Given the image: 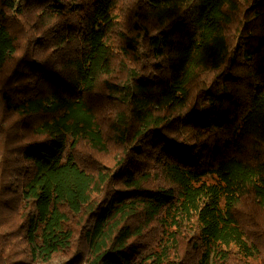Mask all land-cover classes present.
I'll use <instances>...</instances> for the list:
<instances>
[{
	"label": "trees",
	"instance_id": "16d2710c",
	"mask_svg": "<svg viewBox=\"0 0 264 264\" xmlns=\"http://www.w3.org/2000/svg\"><path fill=\"white\" fill-rule=\"evenodd\" d=\"M0 106V264H264V0H0Z\"/></svg>",
	"mask_w": 264,
	"mask_h": 264
},
{
	"label": "rangeland",
	"instance_id": "374dc122",
	"mask_svg": "<svg viewBox=\"0 0 264 264\" xmlns=\"http://www.w3.org/2000/svg\"><path fill=\"white\" fill-rule=\"evenodd\" d=\"M21 43H20V47H19V54H22L23 53V46H24V38L23 36L21 37ZM9 67H12V65H10ZM8 68V67H7ZM15 71H19V72H22L27 78H29V76L27 74H25L22 69H20L19 67L15 69ZM36 80V79H35ZM35 80H31V87H33L35 85ZM15 83L16 81H14L13 83H11L10 85V88H15ZM2 115H5V120H4V123L7 125V127H9L10 129V135H13L15 133L17 134H22L21 137L17 140V141H22L24 138L27 139L29 138V135H28V132H27V128H22L20 130L19 128V123L18 122V119L13 115V113H8L7 111H5V109H3L1 106H0V117H2ZM28 120H30L31 118H27ZM32 122V121H31ZM33 123V122H32ZM13 144L12 145H15L16 144V141H13L12 142ZM2 139L0 138V148L2 147ZM6 152V151H5ZM1 153L3 154V152L1 151ZM7 153V152H6ZM14 152L12 150H9L8 152V157H10L8 163L5 165V170H4V173H5V184L7 186H13V184L9 183L8 184V179L12 176L10 174L11 171L14 170V162H13V158H14ZM2 173V170H0V175ZM4 200L2 202L3 204V207L1 208V212H0V233H4V232H7V234L4 235V237H6L7 239H9L8 237V234L11 232V230H13L15 227V221H12L11 219V216L13 214H19V211L17 209H15L14 207H12V203L11 202H8L6 201V198L5 199H1V201ZM17 216H20L17 215ZM7 245V244H6ZM10 245V244H9ZM9 245H7V249L9 247ZM2 247L5 248V246L2 244ZM54 264H57V261L54 263Z\"/></svg>",
	"mask_w": 264,
	"mask_h": 264
}]
</instances>
